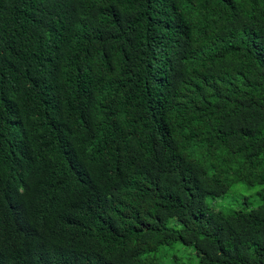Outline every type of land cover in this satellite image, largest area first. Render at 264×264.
I'll use <instances>...</instances> for the list:
<instances>
[{"label": "trees", "instance_id": "16d2710c", "mask_svg": "<svg viewBox=\"0 0 264 264\" xmlns=\"http://www.w3.org/2000/svg\"><path fill=\"white\" fill-rule=\"evenodd\" d=\"M176 242L264 264V0H0V264Z\"/></svg>", "mask_w": 264, "mask_h": 264}, {"label": "rangeland", "instance_id": "374dc122", "mask_svg": "<svg viewBox=\"0 0 264 264\" xmlns=\"http://www.w3.org/2000/svg\"><path fill=\"white\" fill-rule=\"evenodd\" d=\"M257 191V186L252 187L241 182H234L224 195L210 197L208 202L215 208L248 209V207H242L241 205L258 203L255 198ZM172 223L173 220L170 221V224ZM158 264H198V257L193 247L183 246L181 243L176 242L158 253Z\"/></svg>", "mask_w": 264, "mask_h": 264}, {"label": "clouds", "instance_id": "9594fccd", "mask_svg": "<svg viewBox=\"0 0 264 264\" xmlns=\"http://www.w3.org/2000/svg\"><path fill=\"white\" fill-rule=\"evenodd\" d=\"M22 190L21 189H19V190H15V192H17V193H20Z\"/></svg>", "mask_w": 264, "mask_h": 264}]
</instances>
